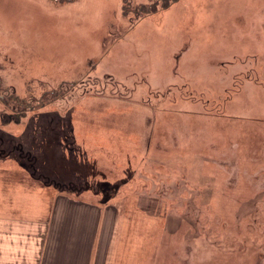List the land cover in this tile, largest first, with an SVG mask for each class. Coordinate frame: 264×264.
<instances>
[{
	"label": "rangeland",
	"instance_id": "374dc122",
	"mask_svg": "<svg viewBox=\"0 0 264 264\" xmlns=\"http://www.w3.org/2000/svg\"><path fill=\"white\" fill-rule=\"evenodd\" d=\"M154 1L0 0V160L111 210L105 264H264V0Z\"/></svg>",
	"mask_w": 264,
	"mask_h": 264
},
{
	"label": "crops",
	"instance_id": "0c3cea01",
	"mask_svg": "<svg viewBox=\"0 0 264 264\" xmlns=\"http://www.w3.org/2000/svg\"><path fill=\"white\" fill-rule=\"evenodd\" d=\"M0 163V264H105L111 210L62 195L38 199L27 170Z\"/></svg>",
	"mask_w": 264,
	"mask_h": 264
},
{
	"label": "trees",
	"instance_id": "16d2710c",
	"mask_svg": "<svg viewBox=\"0 0 264 264\" xmlns=\"http://www.w3.org/2000/svg\"><path fill=\"white\" fill-rule=\"evenodd\" d=\"M55 1L62 3L63 1H70V0H55ZM176 1L177 0H155L149 8L142 6L140 11H143L142 12L143 14H148L151 11V9L158 10V6H160L161 10H164ZM5 142L10 144L11 140L6 139Z\"/></svg>",
	"mask_w": 264,
	"mask_h": 264
},
{
	"label": "flooded vegetation",
	"instance_id": "af4514ba",
	"mask_svg": "<svg viewBox=\"0 0 264 264\" xmlns=\"http://www.w3.org/2000/svg\"><path fill=\"white\" fill-rule=\"evenodd\" d=\"M0 84H1V82H0ZM0 99L2 100L3 97L0 96ZM17 103H18V102H17ZM18 107H19V106H18ZM18 107H17V105H16V108L14 109L15 112L12 111V113H5V115H2L3 118H4V119H3L4 122L8 123V122L6 121L7 118H5V117H6V114H8V115H12L11 118H10V119H11L10 121L14 120V115H17V114L19 115ZM12 110H13V109H12ZM16 110H17V111H16ZM7 120H8V119H7ZM12 122H13V121H12Z\"/></svg>",
	"mask_w": 264,
	"mask_h": 264
},
{
	"label": "water",
	"instance_id": "95a60500",
	"mask_svg": "<svg viewBox=\"0 0 264 264\" xmlns=\"http://www.w3.org/2000/svg\"><path fill=\"white\" fill-rule=\"evenodd\" d=\"M20 115H22V116H20ZM11 116L12 115H8V114H6V118L8 119V121H10L11 119ZM25 116V114H17V115H14V120H13V122L14 123H18L19 121H20V119H21V117H24Z\"/></svg>",
	"mask_w": 264,
	"mask_h": 264
}]
</instances>
